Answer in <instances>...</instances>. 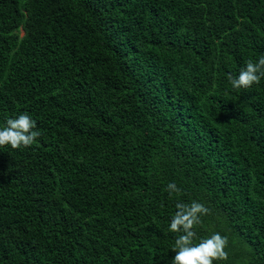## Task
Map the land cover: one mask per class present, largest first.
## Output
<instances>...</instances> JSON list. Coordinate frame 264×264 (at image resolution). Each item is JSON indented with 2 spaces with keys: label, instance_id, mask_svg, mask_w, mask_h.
Instances as JSON below:
<instances>
[{
  "label": "trees",
  "instance_id": "trees-1",
  "mask_svg": "<svg viewBox=\"0 0 264 264\" xmlns=\"http://www.w3.org/2000/svg\"><path fill=\"white\" fill-rule=\"evenodd\" d=\"M261 57L264 0H0V128L41 132L0 147V264H171L193 201L213 264H264Z\"/></svg>",
  "mask_w": 264,
  "mask_h": 264
},
{
  "label": "clouds",
  "instance_id": "clouds-1",
  "mask_svg": "<svg viewBox=\"0 0 264 264\" xmlns=\"http://www.w3.org/2000/svg\"><path fill=\"white\" fill-rule=\"evenodd\" d=\"M264 77V57L257 62L249 61L246 67L241 69L238 77L229 75L228 79L234 89H247L254 84H259ZM37 129L36 121L28 114H21L17 118H9L6 126L0 128V147L10 145L12 149L28 148L41 136ZM169 195L179 194L181 189L174 183L167 185ZM169 231L183 233L175 240L173 251L176 253L171 264H213L214 261L228 259L225 251L228 241L219 233L212 234L209 238L201 239L198 244L193 241L196 238L194 228L201 224V217L209 213V209L203 204L193 201L190 204L177 202Z\"/></svg>",
  "mask_w": 264,
  "mask_h": 264
}]
</instances>
